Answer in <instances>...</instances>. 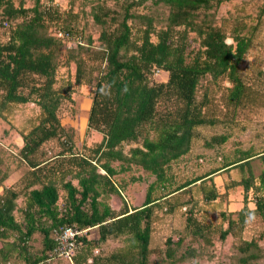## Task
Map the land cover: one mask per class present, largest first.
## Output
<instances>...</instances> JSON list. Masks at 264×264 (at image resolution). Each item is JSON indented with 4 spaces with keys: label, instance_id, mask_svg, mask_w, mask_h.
Segmentation results:
<instances>
[{
    "label": "trees",
    "instance_id": "1",
    "mask_svg": "<svg viewBox=\"0 0 264 264\" xmlns=\"http://www.w3.org/2000/svg\"><path fill=\"white\" fill-rule=\"evenodd\" d=\"M156 1L169 8L161 25L131 6L116 12L99 2L93 14L101 26L99 45L88 38L86 44L64 49L55 30L78 33L57 27L48 32L49 23L59 17L54 9L44 8L41 0H35L33 6H26V0H0V117H8L20 104L34 103L41 109L37 123L21 133L19 159L26 170L18 186L4 184L10 170L1 167L4 158L0 154V264L18 258L22 262L16 264H39L50 257L56 244L53 230L60 226L98 229L97 239L83 234L77 237L73 264H149L152 253L162 254L172 264L194 258L198 251L191 243L181 251L187 236L210 242L215 228L197 218L194 210L199 204L192 189L196 187L206 202L223 199L228 189L221 194L213 176L236 166L243 172L249 170L248 176L233 182V186H243L244 204L234 212L221 210L227 226H220V238L240 237L249 220L264 223V169L255 176L250 167L254 158L264 154L239 150L220 168L175 186L171 172L172 164L191 151L198 127L230 124L240 110L258 106L260 92L241 74L252 37L238 24L226 30L215 23L214 7L221 0ZM136 21L140 24L134 32ZM2 28L7 30L6 38ZM229 37L233 42H228ZM61 57L68 64L75 63L74 81H59ZM158 69L168 73L165 81L155 79ZM208 76L214 84H230L222 94L221 114L213 112L207 90L198 95L201 81ZM82 84H94L86 133L102 135L88 153L76 150L74 138L59 116L63 102H73L75 86ZM229 137V133H221L205 143L213 147ZM52 140L62 148L47 157L44 148ZM134 165L155 180L148 185L140 206L130 207L124 200L116 210L107 201L122 191L113 176ZM159 188L164 193L156 195ZM250 190L254 192L253 207L248 202ZM181 192L190 193L193 201L186 208L187 232L176 240L168 238L165 248H152L155 210L162 208L164 200L167 210L173 212L176 204L172 199ZM61 193L63 206L59 205ZM20 197L24 203L18 206ZM17 210L21 220L16 218ZM37 233L42 235L38 252L31 247ZM262 235L237 242L234 264L264 260ZM121 236L128 240L124 247L107 255L94 252L110 237Z\"/></svg>",
    "mask_w": 264,
    "mask_h": 264
},
{
    "label": "rangeland",
    "instance_id": "2",
    "mask_svg": "<svg viewBox=\"0 0 264 264\" xmlns=\"http://www.w3.org/2000/svg\"><path fill=\"white\" fill-rule=\"evenodd\" d=\"M35 0H26V6H33ZM103 2L115 9L116 12L122 11V6H131L137 13L148 14L156 23L163 24L169 12L168 6L164 2L158 3L156 0H41L44 8H52L58 14L57 21L50 22L48 32L51 28L69 29L81 35L83 44L88 42V38L94 40L96 46L99 45L98 37L101 26L94 20L95 6ZM215 23L223 26L226 30L236 24L242 26L244 33L252 37V45L247 52L244 61L241 63V74L244 80L260 92V99L257 107L240 110L235 121L230 124L217 123L214 126H201L197 128V136L194 140L191 151L180 160L172 164L171 172L175 177V185H179L187 179L209 173L223 166L228 159H233L239 150H251L254 153L264 154V0H221V3L214 7ZM140 21H136L134 32ZM1 35L7 37V30L2 28ZM233 42L232 38L227 39ZM64 49L76 47L74 41H63ZM57 70V76L61 82L63 79L75 80L76 65L74 62L69 64L61 57ZM168 78L167 72H162L156 76L157 81H165ZM229 82L222 81L220 85L214 84L211 77L203 79L198 88L199 97L207 90L211 101V108L214 113H222V94ZM94 84H82L75 86L72 94L73 102L64 101L59 109V116L62 124L67 128L68 133L74 138L75 148L79 152L88 153L89 148L93 147L102 139V135L96 131L86 133L87 123H83L82 114L86 107L89 109L92 103V92ZM83 111V112H82ZM41 109L34 103L15 105L11 115L6 118L0 117V154L4 158L1 167L9 168V176L6 179L7 186H18L20 177L25 173L26 166L19 159V150L23 145L21 133L27 131L33 124L37 123ZM221 133H229V139L221 144L209 147L206 141L212 136ZM62 148L56 140L46 143L45 152L47 157H52ZM128 147L126 148V150ZM119 168V162H113ZM251 172L258 176L264 169V155L258 156L251 161ZM249 170L241 171L240 167H232L225 171L216 172L213 176L215 185L219 192L223 194L227 189V196L212 202H206L202 194L196 187H193L192 194L198 202V210H194L197 218L211 222L214 226L210 242H204L198 238L187 236L185 245L191 243L198 255L194 258L178 261L177 264H234L236 256L235 245L240 239H250L254 236L263 234L260 240L264 248V223L259 219L249 220L240 237L232 234L225 240L220 238V226H227L220 215L221 210L237 211L244 204V188L242 185L233 186V182L248 176ZM113 180L122 189L120 195H111L107 201L111 206L119 208L126 200L130 206H140L145 198L148 185L155 180V176L145 171L142 167L134 165L131 170L118 173L113 176ZM124 187V188H123ZM2 189L0 188V191ZM164 190L159 188L156 195H161ZM62 194V193H61ZM190 193L181 192L172 200L175 201L176 208L173 212L167 210L168 205L164 200L161 201L162 208L155 210L153 215L151 242L152 248H165L168 238L178 239V236L187 232L186 217L193 201L190 200ZM249 206L253 207L254 192L249 191ZM64 197L59 201L63 206ZM24 203L20 197L18 206ZM187 203V206L183 204ZM16 218L22 219L20 211H16ZM235 217V216H234ZM89 239L99 237L98 229H90L83 233ZM42 235H34L31 247L34 251H39L42 247ZM128 240L125 236L110 237L94 250L96 254L107 255L112 251L124 247ZM2 241L0 240V245ZM77 251V249H76ZM75 251V252H76ZM162 254L152 253L149 264H172L169 260L161 257ZM22 262L20 258L11 261L9 264ZM43 264H73L63 256H55L44 259ZM254 264H264V260Z\"/></svg>",
    "mask_w": 264,
    "mask_h": 264
},
{
    "label": "built area",
    "instance_id": "3",
    "mask_svg": "<svg viewBox=\"0 0 264 264\" xmlns=\"http://www.w3.org/2000/svg\"><path fill=\"white\" fill-rule=\"evenodd\" d=\"M6 26L7 22L4 23ZM55 35L61 38L63 41H74L75 45L83 44L81 35H74L64 30H55ZM161 70H156L155 76L160 75ZM86 230H80L74 226H60L53 230V236L55 238V246L52 250L51 256H63L69 259L73 263V255L77 247V237L83 234ZM39 264H43L40 262Z\"/></svg>",
    "mask_w": 264,
    "mask_h": 264
},
{
    "label": "bare ground",
    "instance_id": "4",
    "mask_svg": "<svg viewBox=\"0 0 264 264\" xmlns=\"http://www.w3.org/2000/svg\"><path fill=\"white\" fill-rule=\"evenodd\" d=\"M88 112H89V107L87 106L86 109H85V112L82 114V118H83L82 121H83V123H87Z\"/></svg>",
    "mask_w": 264,
    "mask_h": 264
},
{
    "label": "crops",
    "instance_id": "5",
    "mask_svg": "<svg viewBox=\"0 0 264 264\" xmlns=\"http://www.w3.org/2000/svg\"><path fill=\"white\" fill-rule=\"evenodd\" d=\"M6 182V181H5ZM4 182V184L6 185V183ZM7 186V185H6ZM1 189H3L2 187H0ZM124 188V187H123ZM2 191V190H1ZM115 195V194H114ZM117 195V194H116ZM129 206H130V204H129ZM113 207V206H112ZM130 207H132V206H130ZM113 208H115L116 210H118L119 208H116V207H113Z\"/></svg>",
    "mask_w": 264,
    "mask_h": 264
}]
</instances>
